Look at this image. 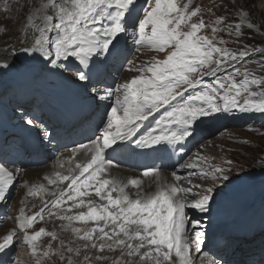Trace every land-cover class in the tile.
<instances>
[{"label": "snow or ice", "instance_id": "obj_1", "mask_svg": "<svg viewBox=\"0 0 264 264\" xmlns=\"http://www.w3.org/2000/svg\"><path fill=\"white\" fill-rule=\"evenodd\" d=\"M192 3L40 0L25 6L21 29L25 39L19 51L15 46L3 50L0 75L19 72L16 62L22 58V67L36 65L40 72L62 70L55 72L61 76L71 73L75 79L70 83L85 95L91 94V99L103 101L115 96V100L97 125L99 134L94 131L95 139L72 148L67 162L71 165L78 153L83 159L75 161L67 173L55 172V179L45 177L48 184L67 182L66 187L58 195L52 192L54 198L33 215L26 216L21 208L16 227L0 237V253L18 242L26 247L34 264H45L50 258L60 264H225L222 259L209 258L205 251L212 235L202 217L211 222L232 195L234 179H241L231 175V160L220 166H204L206 158L197 150L172 167V182L160 168L149 166L142 177H152L155 190L146 191L142 179L131 178L125 183L112 176L115 164L108 157L109 152L118 154L130 146L175 154L178 149L183 151L195 135L196 123L204 118L230 112L264 114V63L258 69L244 64L246 58L264 53V49L241 39L245 28L260 32V27L248 12L229 0L216 5L224 14L211 23H205L201 8L191 7ZM9 7L5 5L4 10ZM232 8L237 9V23L229 22ZM208 12L215 15L212 8ZM209 28L211 35L201 34ZM220 33H226L240 47H228L229 40ZM129 41L139 54L163 53L164 58L152 55L139 63L129 60ZM117 64L136 75L101 92L96 78ZM205 77L212 79L206 81ZM17 119L28 131L39 127L36 136L42 146L52 139L32 113L24 111ZM10 163L0 155V202L6 200L20 172L10 169ZM57 163L65 167L64 161ZM129 186L136 191H126ZM25 187L27 195L37 194L34 186ZM39 190L43 191V186ZM73 209L81 211L74 213ZM45 213L67 222L60 227L70 229L75 241L83 243L72 246L73 241L59 240L56 248L49 244L40 249L42 236L58 240L55 231H28ZM253 264H264V249L261 261Z\"/></svg>", "mask_w": 264, "mask_h": 264}, {"label": "rangeland", "instance_id": "obj_2", "mask_svg": "<svg viewBox=\"0 0 264 264\" xmlns=\"http://www.w3.org/2000/svg\"><path fill=\"white\" fill-rule=\"evenodd\" d=\"M39 2L40 0H0V56L3 55V50L8 47L15 46L17 48V51H19L20 44L25 39L24 34L21 31L25 23V6L32 5L34 3L39 4ZM139 2L142 3L143 0H139ZM178 2L183 3L187 2V0H178ZM221 3L222 0H193L191 7L199 6L202 10L205 23H211L215 20L216 16L224 14L220 8L216 7V5H219ZM229 3L242 7L244 11L250 14V19L261 29L260 32H255L254 30H249L245 28V35L241 38L242 41L254 47L264 49V0H229ZM5 5H10L8 11L4 10ZM225 7H227V5H225ZM209 8L213 9L215 15H212L208 12ZM229 13L231 14L229 17V22H239L238 15L236 14L237 9H229ZM201 34L211 35V29H205ZM219 35L222 36L224 39L229 40V44L227 45L228 47H240V45L238 44H233L231 42V38H229L226 33H220ZM29 43H31V37H29ZM152 55H156L159 59L164 58L163 53L153 54L147 52L144 54H139L136 52L135 47L132 46L131 43H129L128 45L129 60H136V62L139 63L145 60H149ZM8 59L11 60V56H9ZM261 63H264L263 58L255 62H247L245 63V65L249 68L258 69V66ZM16 67H20V71L22 72V74L27 78L28 81H31V75L29 73L34 74V68L36 67V65H28L26 67H22L21 58L17 60ZM117 69V72L116 69H114V72L110 70V77H106L105 79L107 80L104 79V84L112 82H114V84H117L121 80L125 72V67H121L119 65ZM56 71L62 70L50 71L49 81L47 83L52 86L57 84L59 94L50 92L48 88L42 91V85L44 84L45 80L37 86L20 87L18 81H16V79L10 74L11 72L7 75H0V95H4L8 91L6 89V83L10 84L12 82H15V84H11L12 89L8 92L7 95L8 98H11L10 101H12V103L9 102L8 99V103L4 100H0V132L2 131V127L9 125V120H11L13 116H20V114L25 111L21 110L22 108L19 106V112L12 113V110L15 105V98L13 99V97L16 96L19 100L28 96H32L33 94L36 97V105L38 106V109L42 114L41 116L43 117L42 120H39L41 122V125L47 127L50 133L53 132L51 124L53 123L51 122V112L59 111L62 110L63 107H66V105L60 99V97L63 96V91H66L71 87V90L65 93V96L68 98L73 97V95L75 94L79 97L85 95L82 89H79L75 87L72 83H70L71 79H75V77H73L71 73L64 72L63 75L69 77V79L66 80L63 79L61 75H56ZM52 74L56 75L58 78H60V80L55 82L56 78ZM132 74L136 75L135 73ZM257 74L261 75L262 73L257 72ZM204 79L208 81L212 78L205 77ZM51 82L55 83L51 84ZM58 82H60V84H58ZM96 87L97 89H106V87L102 83L96 85ZM112 87L114 88L115 85ZM47 99H50V101H48ZM114 100L115 96L108 100L109 104L110 102H114ZM100 101L101 100L99 97L94 99V103H96V105H99V107H102L103 104L100 103ZM35 107L36 106H34L32 110H34ZM3 109L6 115L8 113L13 114L12 117H5ZM94 114L98 117V119H101V117L103 116L100 111L94 112ZM257 114L260 113L230 112L216 114L214 116H210L203 119L206 120L209 125H211V122L214 119H224V125H221L220 127H217L218 125L215 126L211 130V134L204 136L205 138L202 144H209V148H211L212 150V156H209L208 153L204 154L205 150H202L203 156L205 155L204 157L206 158L204 161V166H220L224 164L225 160L232 161V164L230 165V167L233 169L231 175L233 177L238 175L241 177V179H234L233 184L230 186V191L232 192V195L230 197L241 193H244L245 196H243V199L236 204L235 207L237 210L225 209V204L223 207L218 208L216 212L225 217L233 215L235 213L245 215L246 218L244 220V223L242 225L240 223V227L238 228L242 231H245L243 225L249 226L251 224H255L256 228L264 225V180L258 182L257 184L255 183V180L257 179H264V122H247L248 118L255 117ZM34 116L38 118L36 114ZM94 119L96 118L94 117ZM17 122L19 124H15L14 121H12V123L10 122V124L17 129L21 128V122L18 120ZM198 124L199 121L196 123V126ZM10 129L11 127L9 129H6L5 132ZM38 130L39 127L37 129H33L30 132L36 134ZM59 131L60 134L65 132V130L63 131L62 128H59ZM72 131L74 132L76 130L73 129ZM28 133L29 132H27V134ZM10 135L20 137L17 132L11 133ZM62 139L65 140L64 143L66 145L68 139H66V136L64 135L63 137H61V141L55 144V147L53 149L51 148L47 150L52 153L51 158H53V155L55 156V149L62 142ZM22 142H24V140L21 138V143ZM6 159L9 161L11 160V158L8 156L6 157ZM57 161L58 157L55 156L54 159L49 163L41 164L38 166L26 165L19 168L20 172L15 177V182L9 190L6 200L0 202V237H2V235L5 234L7 231H10L16 227V217L19 215V210L21 208L24 209V214L26 216H30L33 215L35 212H38L39 209L44 206L45 202L50 201L51 198H54L51 195L52 190L54 191L55 189H58V187L62 184H59V186L58 184H52L51 186H49L45 177L55 179V174L53 176V173L50 168L53 167L57 163ZM9 168L11 169L12 167L9 166ZM37 178L38 180H36ZM36 181H39L40 183L37 184ZM25 185H27L28 187L34 186L37 190V194L35 196L27 195V188L25 187ZM41 186H43L42 193L39 190ZM257 186L258 189H256ZM257 200H261L262 203L256 204L255 201L257 202ZM253 202L255 205L251 206V211L247 214L249 210L248 206ZM83 210L86 211V209ZM79 211H81V209H73L74 213H78ZM62 223L67 222H61L59 220H56L54 217H48L45 213L44 219L40 220L39 218H37V221L34 223L33 228L29 229L28 231L31 234L35 231H38L40 228H44L48 232L55 231L57 233V241H52L51 238L48 236H42L38 241V246L40 249L47 248L49 244H51L53 248H56L59 245V240H63L65 241V243L73 241L74 243L72 244V246H76V244L83 243L80 241H75V238L72 235L70 229L68 231H64L60 227ZM77 226L83 227L82 225ZM82 256L83 253L80 259H82ZM210 257L215 256L209 254V258ZM10 260L12 261V264H16V261H19L20 264H34L31 255L27 251L26 247H22L18 242L14 243V245L10 247L7 252L0 253V264H10ZM45 264H60V262L56 258H50L45 261ZM102 264H109V262H102Z\"/></svg>", "mask_w": 264, "mask_h": 264}, {"label": "bare ground", "instance_id": "obj_3", "mask_svg": "<svg viewBox=\"0 0 264 264\" xmlns=\"http://www.w3.org/2000/svg\"><path fill=\"white\" fill-rule=\"evenodd\" d=\"M118 66H119L118 64L113 65L109 67L105 73L98 76L96 79L99 81V83H96V85L102 83L105 87L108 86L112 87L114 85L116 86L117 84L122 83L125 79H130L134 75L132 73H128L127 71H125L121 80L117 84H114V82H112V83H105L106 84L105 85L104 79L106 77H110V70L114 72L115 71L114 69H116L117 72ZM6 89L7 90L10 89V85L7 83H6ZM98 89H100V91L102 92L105 90L103 88H98ZM90 95L91 94L84 95L80 98H77L76 95H73V97L69 98V102H68L69 105L66 110L60 111L57 114H53L51 116L52 118L56 116L66 117L68 118V123L70 124L67 125L66 131L62 134H60V131L54 127V131H53L54 134H51L52 139L50 141H45L46 146H42L39 143L38 137H33L32 133H31L32 137L30 136L28 138V135L27 137L26 136L23 137L26 139V143H23L24 147H21L19 149V145L21 142L19 141V144L16 147V150L19 151V153L15 156L14 160L13 159L11 160L12 163L9 164V166L12 167L11 169H15V168L19 169L26 165L38 166L41 164H46L51 162L55 156L58 157L59 161L65 162V167L60 168L58 166V163H56L54 166L51 165L53 166V167L50 166L53 176L57 171L61 173H67L69 167L74 168L75 161L82 160L83 155L81 153H78L77 156L75 157V161L71 165H69L67 162V158L71 156V149L73 147H76L80 143L88 144L90 142V139H95V135L99 134V132L96 131V128L97 125L100 124L101 119L100 118L98 119V117L94 114V112L100 111V113L104 114L109 109V105L111 104V102L109 104L108 100H103L100 101V103L103 104L102 107H99V105H96V103H94V99L89 98ZM21 103H24L32 110L36 104V101L34 100V97H32L31 99L22 100ZM19 105L20 102L14 105L12 113L19 112L20 110ZM31 110L28 109L27 111L31 112ZM32 113L38 115L39 118H41V113L39 112L38 109H36V107L34 110H32ZM7 115H10V113H8ZM92 115L96 119H94ZM17 117L18 116H13L10 122L12 123V121H14L15 124H19L17 122L18 120ZM72 124L75 126L72 129L68 128V126ZM224 124H225L224 119H220V120L214 119L211 122V125H209V123L206 120L199 121V124L195 128V135L192 137L193 139L191 138L188 141V143L184 146L183 151H180L178 149L175 154H171V155H169L168 153H160V152H152L150 150L136 149L131 146L127 149L122 150L118 154L109 152L108 157L115 164V167L111 168V175L118 179H121L125 183L127 182L128 179L131 178L142 179L144 181L142 187L146 191H154L155 183L153 182V178L142 177V171L145 168H147L145 167L146 164H148L149 166L155 165L156 167L160 168L162 175L166 177L170 182H172L173 181V178L171 176L172 167L177 166L179 163H182L183 160L188 159V156L192 152L201 150V154L203 155L202 150H205L204 154L208 153L209 156H212L211 155L212 150L211 148H209V144H202L205 138L204 136L211 134L212 133L211 130L215 126L218 125L217 127H220L221 125ZM10 127L11 129L5 132L6 134L3 135L4 136L2 140L3 150L0 152V155H3L4 157L6 152H8L9 140H12L9 139L8 133L17 130L11 124ZM73 129H75L76 131L73 132L72 131ZM94 131H95V135H94ZM64 135L66 136V139H68L66 145L64 143L65 140L62 139L60 145L57 146L55 149L56 150L55 156L53 155V158H51L52 153H50L47 150L51 148L53 149L55 147L56 137L54 136L63 137ZM36 149H41V150L38 151ZM181 157H183V160L181 159ZM183 175L187 176L188 173L185 171L183 172ZM36 180H38V178ZM38 183L40 182L38 181L37 184ZM66 184L67 182H65L61 186H59L58 184L59 186L58 189H55L54 191L52 190V192H56L58 195L59 191L66 187ZM150 184L151 186H149ZM51 185L52 184H49V186ZM126 191L132 193L135 192L136 189L129 186V188L126 189ZM40 192L42 193V191ZM113 195H115V193ZM52 199L53 198H51V200ZM242 199L243 196L241 195L235 198L230 197L226 203L225 209L228 210L236 209L235 207L236 204L239 203ZM190 215H192L191 210H190ZM195 215L198 216L199 214L197 213ZM202 218L204 220L205 225L207 226V231H211L213 233L211 239L212 241H210L205 245V251L208 254L214 255L215 258L222 259L223 261H225V264H253V262L261 261V251L262 249H264V225L258 228H256L255 224H251L249 226L243 225L245 231L239 230L238 228L240 227V223L242 225L246 218L245 215H241L239 213H235L233 215L225 217L220 215L218 212H216V214L211 218V222H209V218L207 216H204Z\"/></svg>", "mask_w": 264, "mask_h": 264}, {"label": "trees", "instance_id": "obj_4", "mask_svg": "<svg viewBox=\"0 0 264 264\" xmlns=\"http://www.w3.org/2000/svg\"><path fill=\"white\" fill-rule=\"evenodd\" d=\"M262 58L264 59V53H254V54H252L250 57H248L246 59L244 64L247 63V62H255V61H257L259 59H262ZM258 180H264V179H258Z\"/></svg>", "mask_w": 264, "mask_h": 264}]
</instances>
